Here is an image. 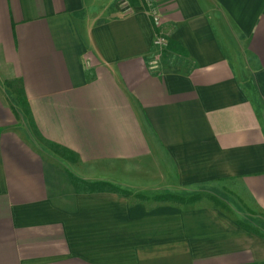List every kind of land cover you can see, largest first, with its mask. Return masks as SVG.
Listing matches in <instances>:
<instances>
[{"label":"crops","instance_id":"0c3cea01","mask_svg":"<svg viewBox=\"0 0 264 264\" xmlns=\"http://www.w3.org/2000/svg\"><path fill=\"white\" fill-rule=\"evenodd\" d=\"M128 1L0 0V264H264V0Z\"/></svg>","mask_w":264,"mask_h":264},{"label":"rangeland","instance_id":"374dc122","mask_svg":"<svg viewBox=\"0 0 264 264\" xmlns=\"http://www.w3.org/2000/svg\"><path fill=\"white\" fill-rule=\"evenodd\" d=\"M116 3L119 5V0H115ZM3 60L0 57V91L1 94L4 96L6 104L8 107L12 108L13 110H15L14 113V117L16 120V124L15 127L18 128L19 130H21L23 128V126H25L26 128H28V126L32 128V124L30 121V116L28 114V111L26 109L25 106H23V103L20 100V82L18 79L16 78H12L10 76H8V74H6V71L4 69V65H3ZM12 86V87H11ZM18 97V99H17ZM42 145H44V148L47 150H51L59 155H61L62 157L69 159V160H73V156L70 153H66L64 152L62 149H58L56 147H54L51 144H48L46 142L41 143ZM196 195L190 196V197H182L179 196L181 198H183L186 202H191V198L194 197ZM158 196H156L155 199H157ZM197 197V196H196ZM198 199H208L210 202V198L207 197V195L202 194L199 195L197 197ZM160 201H163L161 199H157ZM212 203V202H211ZM258 220V221H256ZM253 224H255V226L261 228L264 231V219L260 216L257 217V219L255 218L253 220Z\"/></svg>","mask_w":264,"mask_h":264},{"label":"built area","instance_id":"2783aa9c","mask_svg":"<svg viewBox=\"0 0 264 264\" xmlns=\"http://www.w3.org/2000/svg\"><path fill=\"white\" fill-rule=\"evenodd\" d=\"M140 4L144 8L147 16L150 18L151 22L160 27L161 24V17L158 9V5L155 0H139ZM120 7L122 8L123 12H129L131 9V5L128 0H120ZM153 46L164 49L168 45V40L162 34H157L154 36L152 40Z\"/></svg>","mask_w":264,"mask_h":264},{"label":"trees","instance_id":"16d2710c","mask_svg":"<svg viewBox=\"0 0 264 264\" xmlns=\"http://www.w3.org/2000/svg\"><path fill=\"white\" fill-rule=\"evenodd\" d=\"M20 100L22 102V97H20ZM53 145L54 147L58 148V149H62L64 152H68L67 150L61 148L60 146L56 145V144H51ZM70 153V152H68ZM71 180L75 183V185L77 187H81L83 186L81 189L83 191H87V192H90V191H97V190H101V189H105L107 191H111V192H115V193H119V194H125L127 193L126 191H122L120 190L119 188L107 183V182H94V183H88V182H85V181H82L80 179H77V178H74V177H71ZM197 197L194 196L192 197L190 200L193 201L195 200ZM157 199H161L163 201H175V202H179V203H184V199L179 197V196H176V195H171V194H165V195H160L157 197Z\"/></svg>","mask_w":264,"mask_h":264}]
</instances>
